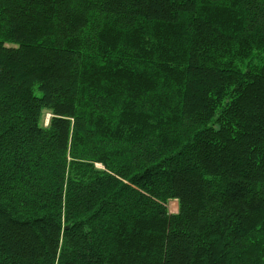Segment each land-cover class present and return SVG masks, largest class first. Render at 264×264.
<instances>
[{"label":"trees","instance_id":"16d2710c","mask_svg":"<svg viewBox=\"0 0 264 264\" xmlns=\"http://www.w3.org/2000/svg\"><path fill=\"white\" fill-rule=\"evenodd\" d=\"M0 264H264V0H0Z\"/></svg>","mask_w":264,"mask_h":264},{"label":"rangeland","instance_id":"374dc122","mask_svg":"<svg viewBox=\"0 0 264 264\" xmlns=\"http://www.w3.org/2000/svg\"><path fill=\"white\" fill-rule=\"evenodd\" d=\"M49 118H50V113L49 112H44V114L42 115L41 117V122L43 125H47L48 124V121H49ZM97 167H101L99 164L97 165ZM167 207L169 209V211L171 213H175L177 212V208H178V205H177V201L176 200H170L168 203H167Z\"/></svg>","mask_w":264,"mask_h":264}]
</instances>
